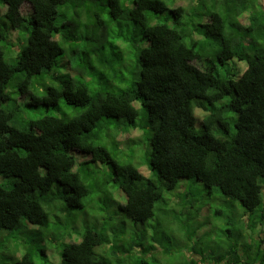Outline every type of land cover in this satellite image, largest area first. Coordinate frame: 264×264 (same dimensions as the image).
Masks as SVG:
<instances>
[{"label":"trees","instance_id":"1","mask_svg":"<svg viewBox=\"0 0 264 264\" xmlns=\"http://www.w3.org/2000/svg\"><path fill=\"white\" fill-rule=\"evenodd\" d=\"M188 179L244 209L219 254L184 264H264L261 0H0V233L29 232L17 264H114L104 231L66 244L78 210L101 195L136 223L159 201L189 218ZM152 227L117 264H153Z\"/></svg>","mask_w":264,"mask_h":264},{"label":"rangeland","instance_id":"2","mask_svg":"<svg viewBox=\"0 0 264 264\" xmlns=\"http://www.w3.org/2000/svg\"><path fill=\"white\" fill-rule=\"evenodd\" d=\"M261 2L264 3V0H261ZM30 10L31 7L28 3L22 5L23 14L30 12ZM15 35L16 32L13 31L10 36L14 38ZM126 36H131V32L127 31ZM126 54L128 56L130 52H126ZM125 63L127 66L124 68V71H130L131 62L125 61ZM57 84V80L53 79L51 85L56 86ZM10 86L12 87L13 85ZM15 86L17 85L15 84ZM62 108V111H67L66 107L63 106ZM42 110H46L50 115H55V109L53 108L44 107ZM195 114L198 119L202 118L200 109H195ZM115 135L116 133H112V136L119 143V149H127V135L123 133L118 136ZM136 135L138 134L131 133L129 135L130 140L133 138L136 139ZM143 170L145 173L148 171L147 167ZM184 183L187 188L191 187L188 191L190 204L192 205L190 207L189 218L185 215L179 213L172 214L171 212L167 218L163 219L161 214L166 209L164 208V204L159 201L154 206V217L144 224L140 222L136 223L133 220L123 217L121 214H115L113 211L101 210V202L104 196L99 195L94 197L89 204L85 205L83 210H78L79 212L75 214L77 218L71 223L72 225L70 224L71 227L65 234L66 238L68 236L71 238L69 240L65 239L66 244L69 242L77 243L85 229H95L98 232L104 231L106 239L101 246L96 248V251H105L103 254L106 256H109V254L113 256V253L110 251L115 250L116 256H113V262L117 264L118 259H124L126 257V248H128L130 241L141 238L146 232L152 235V226L155 225V227H158L157 235L160 237L159 243L163 247H166L168 251L161 253L163 247L157 246V251H160V253H154V257L152 258L153 264H184L185 259L193 254V252L198 255L214 254L216 256L222 249V243L226 244L228 242L227 234L224 235V228L227 227V221L235 217L238 219L244 208L239 202H232L225 198L215 187L207 189L203 184L191 179L185 180ZM116 194L117 192L114 191L113 197H116ZM120 195L124 198L122 194ZM164 198L171 199L169 192L164 194ZM116 200L119 201V198H116ZM217 211L219 212L218 216L215 215ZM108 218L111 227L108 224ZM185 229L189 231L187 235ZM10 233L8 231H2L0 233V253L3 254L1 260L6 264H17L20 255L24 251L22 239L29 232L17 233V235ZM244 235L247 236V234ZM242 240H244V237ZM53 245L51 244L49 246ZM193 246H195L194 250L192 249ZM49 249L52 251L55 250L53 247H49ZM130 254L135 256L134 250ZM50 259L49 256L47 258L42 255L41 259L37 261V264H51L53 261H58L59 257L56 260Z\"/></svg>","mask_w":264,"mask_h":264},{"label":"clouds","instance_id":"3","mask_svg":"<svg viewBox=\"0 0 264 264\" xmlns=\"http://www.w3.org/2000/svg\"><path fill=\"white\" fill-rule=\"evenodd\" d=\"M24 4H25V3H24ZM28 4H29V3H28ZM29 5H30V4H29ZM30 7H31V6H30ZM21 13H22V7H21ZM22 14H23V13H22ZM68 69H70V68H68ZM82 75H84V77H85L86 80H89V78H88L87 75H85V74H82ZM57 82H59V79H57ZM114 198H115V199L118 198L117 194H116V197H114ZM31 226H32V225H31ZM31 226H30L29 228H32ZM196 255H197V256H196V257H197L196 259H199L200 257L204 256V255H198V254H196ZM189 256H190V255H189Z\"/></svg>","mask_w":264,"mask_h":264}]
</instances>
